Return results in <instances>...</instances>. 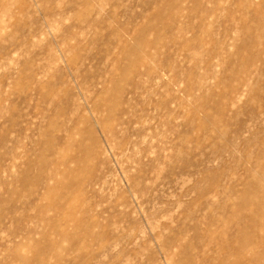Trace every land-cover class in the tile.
Returning a JSON list of instances; mask_svg holds the SVG:
<instances>
[{
  "label": "rangeland",
  "instance_id": "obj_1",
  "mask_svg": "<svg viewBox=\"0 0 264 264\" xmlns=\"http://www.w3.org/2000/svg\"><path fill=\"white\" fill-rule=\"evenodd\" d=\"M0 264H264V0H0Z\"/></svg>",
  "mask_w": 264,
  "mask_h": 264
}]
</instances>
